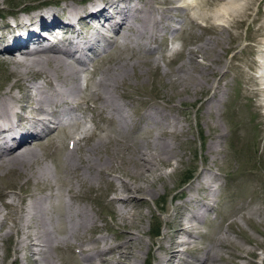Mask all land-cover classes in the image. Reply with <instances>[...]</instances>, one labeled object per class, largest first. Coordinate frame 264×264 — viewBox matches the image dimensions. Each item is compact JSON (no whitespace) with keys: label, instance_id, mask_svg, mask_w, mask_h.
<instances>
[{"label":"bare ground","instance_id":"1","mask_svg":"<svg viewBox=\"0 0 264 264\" xmlns=\"http://www.w3.org/2000/svg\"><path fill=\"white\" fill-rule=\"evenodd\" d=\"M215 1L221 5L210 9ZM260 3L264 5V0H54L41 1L26 13L25 8L9 13L14 24L0 25V64L14 79L0 85V177L15 173V179L30 181L42 191L48 185L57 191L0 189V242L17 236L0 264L8 254L12 264L19 260L20 264H143L149 253L155 257L153 264H253L249 257L258 256L256 249L262 244L244 248L227 231H219L209 245H198L202 223L213 211L212 201L219 191V176L209 167L202 168L187 197L168 216L165 225L173 229L171 236L161 235L153 252V244L144 243L142 231L135 228L143 215L133 205L155 198L157 183L164 187L167 176L177 169L181 158L171 140L179 133L173 116L152 104L145 107L147 123L138 126L127 111L129 96L120 90L130 85V70L141 64L157 67L162 56L156 41L172 30L175 15L199 7L200 11L186 14L188 23L214 36H197L193 47L186 49L177 75L165 72V76L172 86L192 90L193 97L200 90L212 91L203 105L214 109L222 102L220 81L232 67L224 58L239 41L238 28ZM36 9L38 14L33 16ZM22 13L23 18L17 19ZM259 18L252 20L261 22L258 27L249 24L250 52L264 46V12ZM111 50L116 56L107 55L103 62V54ZM169 51L173 53V47ZM261 53L262 61L254 60L253 73L245 78L261 84L264 93V71L260 73L264 50ZM95 58L102 59L98 67L102 65L82 86V75L89 74V63ZM216 74L221 76L212 82L209 77ZM133 77L139 80V74ZM262 101L257 107L264 109ZM95 118L98 126L92 127ZM58 135L61 140H56ZM66 137L72 142L65 148ZM87 138L89 143L78 155L76 150ZM38 147L57 161L54 171ZM208 151L218 153L217 140ZM172 166L170 174L163 173L164 167ZM63 181L68 182L65 191L59 190ZM101 184L106 187L104 196L114 194L108 204L115 217L111 230L116 242L102 235L103 227L97 225L102 218L86 205L88 198H76L77 191ZM260 202L257 197L255 203ZM260 213L258 205L248 214L260 217ZM245 244L251 245L249 240Z\"/></svg>","mask_w":264,"mask_h":264},{"label":"rangeland","instance_id":"2","mask_svg":"<svg viewBox=\"0 0 264 264\" xmlns=\"http://www.w3.org/2000/svg\"><path fill=\"white\" fill-rule=\"evenodd\" d=\"M41 1L52 2L54 0H3L2 5H0V25L6 21L14 24L11 21L12 18H10L9 13L17 11L19 13L24 8L23 12L27 8L29 10L30 8L34 9L37 7L35 5ZM213 3L209 4L210 9L217 8L221 5L217 4V1ZM263 9L264 5L262 3H260V6L255 5L254 10H251L252 14L248 17L247 22L237 30L239 33V41L235 43L236 47L227 52L224 58L225 62L232 64V69L229 68L228 73L220 81L219 86L222 102L214 109L207 110V106L203 105L205 101L210 99L212 91L200 90L193 97L192 90L186 89L183 91L177 85L173 84L172 86L167 80L168 76H165V72H174L173 76L177 75L178 65L186 59V49L193 47V41L197 36L200 35L209 38L213 35L212 32H206L200 27L191 28V24L188 23L186 14L189 11L193 12V10L200 11L199 7L190 10H181L178 13L176 10H173V15L177 14L173 20L172 30H166L165 34L160 36L155 44L159 47L162 56L157 67L152 64H141L135 68L136 70H130V85L120 90V92L128 94L129 99L125 101L130 102V107H128L127 111L138 126L144 127L147 123V119L144 116L145 107L146 104H152L153 106L159 107L162 113L173 116L176 122V130L179 133L177 137L174 136L171 140L174 151L181 158L177 169L171 173L173 166L164 167L162 170L163 173H171V175L167 176L168 179H164L165 186L161 187L160 182H158L156 185L158 194L155 198H148L145 204L141 202L133 205L134 210L141 212L143 215V218L139 221L140 225H137L135 228L142 231L141 236L144 243L151 242L153 244L151 247L152 252L156 250L161 235L170 237L173 232V229L166 226L165 223L168 216L173 212L174 206L187 197L189 192L188 187L195 182L202 168L209 167L219 176L216 183L219 191L214 196L215 200L212 201L213 211L209 213L202 223V234L200 233L197 239L198 245L200 247L209 245L214 241L219 231H227L230 235L229 237L238 243V245L244 246V248H250L259 243L262 244L256 249L258 256L254 258L249 257V260L253 264H263L264 117L262 113L264 109L258 108L257 104L263 102L264 93L261 92V84H258V86L251 81H247L245 78L253 73L251 67L252 62L254 60L255 63L262 61L260 55L264 50V46H255L256 51L253 52H250L248 46L252 44L250 41L251 28L249 24L254 25V28L261 24V22L253 24L252 20L261 17L264 12ZM35 14H38L37 9L32 15L35 16ZM23 16V13L21 15L17 14L16 18L22 19ZM199 21L202 25L204 23L206 24L202 20ZM222 35L224 41H228V36L225 31ZM231 45L233 44L229 46ZM171 47H173V53L170 52L171 50L169 51ZM111 51V53L103 54L104 57L102 59L107 55L109 58L115 57L116 53L114 55V50ZM88 54L91 55L90 53ZM102 59L95 58L89 63V74L85 73L81 78L82 86L90 82V74L96 72L97 68L102 65L98 67ZM103 62H105V59ZM253 67L257 71V64ZM263 71L264 66L260 70V73ZM134 73L139 74V80L133 77ZM7 74V71L0 64V85L5 86V84H8V81L10 82L14 79L13 75L7 76ZM220 76V74H216L209 78L214 82ZM39 81L43 83L42 79ZM119 101L122 103L124 100L119 98ZM86 114L89 119L92 113L88 111ZM98 122L99 118H95V123L93 124L91 122L92 124L90 125L92 127L95 124L98 126ZM61 139V135L56 137V140ZM87 140L88 138L81 142L82 144L80 143L81 146L76 150L78 155L82 153L85 143H89V140ZM214 140L218 141V153L208 151ZM70 141V138L67 139L66 137L64 140L65 148L72 142ZM59 146L60 141L58 142ZM39 151L48 168L54 171L55 166L58 165L57 161H55L53 156L49 155L48 150L39 148ZM60 153L63 156V150ZM175 160L177 159L172 160V164L174 165ZM4 175V177H0L1 190L5 189L9 191L14 187L17 192H20V189L23 190L26 188L36 193L42 191L30 181L24 182L22 178L15 179V173H6ZM67 188L68 182H61L59 190L65 191ZM105 190V184H101L92 190L85 187L81 191H77L78 196L76 198L84 199L81 198L82 195L88 198L89 202L86 201V205L91 210L97 211V214L102 218L97 221V225L103 227L102 235L112 237L114 238V242H116L118 237H115L111 230V226L115 225V217L108 204V201H110V198L114 194L110 193L104 196ZM56 191L53 185H48V187L44 186L42 192L55 193ZM257 197H259V202L261 201L258 203L261 207L260 217L248 214L252 206H258L255 203ZM78 199H75V202ZM1 203L3 204L2 200L0 202V208ZM1 210L2 212H6L3 208ZM136 221L138 222V220ZM230 223H232L230 227H233V229L227 228ZM155 233L158 235L155 236ZM16 238V235H12L9 242L6 240L0 242V257L6 254V248H10V246L11 249L9 251H12V245H14ZM246 240L250 241V246L245 244ZM196 253L191 251L192 255ZM186 257L189 256L186 255ZM12 259L13 257L8 254L4 258L3 264H12ZM77 259L79 260V258ZM154 261L155 257L149 253L145 256L143 264H153ZM20 263L21 260L17 264Z\"/></svg>","mask_w":264,"mask_h":264},{"label":"trees","instance_id":"3","mask_svg":"<svg viewBox=\"0 0 264 264\" xmlns=\"http://www.w3.org/2000/svg\"><path fill=\"white\" fill-rule=\"evenodd\" d=\"M154 235H155V236H157L158 234H157V233H155Z\"/></svg>","mask_w":264,"mask_h":264}]
</instances>
